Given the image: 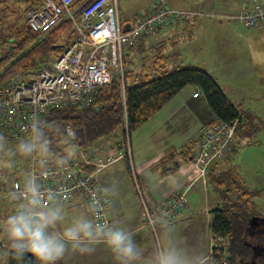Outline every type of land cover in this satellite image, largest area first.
I'll list each match as a JSON object with an SVG mask.
<instances>
[{"label":"built area","instance_id":"1","mask_svg":"<svg viewBox=\"0 0 264 264\" xmlns=\"http://www.w3.org/2000/svg\"><path fill=\"white\" fill-rule=\"evenodd\" d=\"M123 1L90 0L85 7L77 5V0L30 2L26 11V24L29 29L45 36L68 20L72 23L75 38L49 66L17 77L0 87V133L14 140L22 134L27 120L38 109L47 115L53 110H63L70 106L80 105L86 108L94 92L111 85L116 74L119 73L124 78L122 59L127 46L139 40L150 39L189 14L195 16L173 8L167 0H155L145 11L125 22L120 17ZM231 20L247 29L262 28L264 4L246 3L243 10ZM127 25L130 29L125 32ZM122 91L125 92L124 84ZM201 94L196 90L194 97ZM238 124V121L230 125L218 122L201 131L197 137L192 162L203 176L208 174L213 163L224 158L236 138ZM123 157L132 164L129 144ZM96 175V172H89L86 165L74 163L64 173L50 171L43 177V182L51 187L63 188L65 199L70 202L76 196L84 201L98 198L101 205L100 215L108 216L113 200L100 186ZM135 176L133 172L134 181ZM19 180L11 187L18 186ZM136 188L140 193L137 182ZM8 189L4 186L3 193ZM186 201V194L178 193L158 209L150 207L142 199L145 225L151 228L156 237L159 225L155 219L164 216L176 225L181 215L186 212ZM229 256L230 245L227 239L212 237L209 264H228Z\"/></svg>","mask_w":264,"mask_h":264},{"label":"crops","instance_id":"2","mask_svg":"<svg viewBox=\"0 0 264 264\" xmlns=\"http://www.w3.org/2000/svg\"><path fill=\"white\" fill-rule=\"evenodd\" d=\"M167 2L176 8L170 1ZM249 2L264 4V0H217L216 2L214 0H197L194 9L176 8L195 14L197 17L194 18L189 14L171 27L160 31L158 36L166 30L173 31V36L181 34L194 26L198 22L196 19L202 17L211 18L221 15V17L232 22L233 24H221L222 29L226 32V73L239 92L246 94L247 97L255 101L254 105L248 104L246 108L237 106L262 119L264 116L259 111L264 104V27L247 29L231 20L233 16L238 15L243 10L244 4ZM214 3L218 6L217 10L220 14L212 12ZM137 12L133 15L135 16ZM215 12L217 11L215 10ZM205 25L206 23H200L198 27L202 28ZM153 39H148V41L151 42ZM155 42L156 40L153 44ZM253 77L256 79L248 80V78ZM189 89L191 88L185 89L164 110L131 137L133 150L131 166L140 180V193L128 168V162L123 157L126 152V140H124L126 130L123 128L119 129L112 137L103 139L86 149H81V159L74 163L87 164L86 168L89 172L97 173L98 183L113 200L108 216L122 219L128 223L137 231L138 241L146 246L153 242L155 235L151 228L144 223L142 199L150 207L159 209L172 196L185 193L186 212L181 215L176 226L191 247L196 249L198 253L209 256L210 241L213 237L211 229L214 219L213 210L219 206V198L210 185L208 174L203 176L194 162L181 155L172 157V160L161 165L163 158L173 156L174 151L179 154L183 146L196 140L201 131L214 120V115L204 95L201 94L195 98L196 89L192 88L191 98ZM202 96L204 100L196 102ZM181 97L184 98L179 100ZM161 115H163L162 118ZM186 122L194 127L191 134L186 138L187 140L182 141V146L179 148L175 144V140H179L181 132H184L185 125L188 124ZM135 135L140 137L134 143ZM144 136L152 137L153 140V143L149 144L148 149L145 148V150L142 148L147 140ZM247 144L250 145L251 141H239L235 138L222 161L226 159L234 164L238 150ZM154 148L155 150H152ZM170 176L179 178L178 186L171 187L168 184L165 178ZM242 178L244 177L242 176ZM259 191L263 192L260 196L262 197L264 187ZM83 201V198L76 196L73 202ZM61 264H112V260L106 250L98 248L92 254H71Z\"/></svg>","mask_w":264,"mask_h":264},{"label":"trees","instance_id":"3","mask_svg":"<svg viewBox=\"0 0 264 264\" xmlns=\"http://www.w3.org/2000/svg\"><path fill=\"white\" fill-rule=\"evenodd\" d=\"M89 1L77 0L76 4L85 7ZM28 8L29 6L27 10ZM11 31V37L7 38L2 46L5 50L0 60V87L28 73L29 68L40 69L45 64H51L64 51L54 49V46L67 47L75 38L72 23L68 20L45 36L34 33L26 23L20 27H13ZM60 37L66 38L65 41L60 40ZM146 40L133 43L128 49L127 56H123V79L121 74H116L111 85L94 92L86 108L78 105L53 110L46 115L47 118L74 126L80 138L81 149L112 137L122 128L126 130L128 142L133 133L164 110L185 89L191 87L204 95L214 115V120L206 127L218 122L230 125L238 121L236 138L239 141H251L260 133L261 129L257 124L260 118L250 111L240 109L207 71L193 65L167 70L164 67L168 59L164 55L165 42L157 45L158 54L152 76L136 73L132 69L130 53L138 51L139 48L143 50L140 55L146 53L142 49ZM123 84L125 92L122 91ZM196 143L197 138L183 146L179 154L174 151L173 156L163 158L161 165H165L172 157L178 155L193 161ZM126 160L133 177L131 163L127 158ZM135 179L134 182L139 185V178L135 176ZM208 179L219 198V206L213 210L212 236L227 239L230 245L228 264H264V254L260 253L254 257L252 249L254 246L264 248V234L251 236L249 230L250 220L261 217L252 204L263 192L252 190L243 180L238 168L232 161L226 159L223 161L221 159L210 166ZM236 193L237 197H234ZM8 264H16V261L9 259ZM25 264H33L30 257H25Z\"/></svg>","mask_w":264,"mask_h":264},{"label":"clouds","instance_id":"4","mask_svg":"<svg viewBox=\"0 0 264 264\" xmlns=\"http://www.w3.org/2000/svg\"><path fill=\"white\" fill-rule=\"evenodd\" d=\"M81 156L77 129L51 121L36 110L22 134L10 140L0 133V168L14 167L18 160L31 161L20 173L18 186L0 197V264L8 260L25 264H61L71 254H92L103 248L112 264H209L164 216L155 219L159 232L146 246L137 231L124 220L100 215V201L65 199L64 189L43 182L50 171L64 173ZM171 187L179 178H165Z\"/></svg>","mask_w":264,"mask_h":264},{"label":"rangeland","instance_id":"5","mask_svg":"<svg viewBox=\"0 0 264 264\" xmlns=\"http://www.w3.org/2000/svg\"><path fill=\"white\" fill-rule=\"evenodd\" d=\"M153 1L155 0H124L121 3V20L125 22L131 21V19L135 18L137 14L143 12L146 8H148V5H150ZM167 1H170L174 7L181 9H194V6L197 2V0ZM216 1L217 0H214V2ZM30 2L31 1L29 0H0V60L4 56L3 52L5 48L2 47L4 45L3 42H5L7 38L11 37V29L13 27L16 28L25 25L26 11ZM217 7L218 6H216V3H214L212 12H214L215 14H220L218 13ZM215 10L217 12H215ZM135 12H137V14L134 16L133 13ZM196 21L198 22L195 23L194 26L188 28L187 30L176 36L172 35L173 31L166 30L159 36L157 34L151 37L154 38L151 42L147 39L146 41H144V45L142 47V49H144L146 53L144 52L140 55V52L143 51L141 50V48H139L138 51H133L131 53L129 52L130 58L133 63L132 69L138 74H150L152 76L153 72H155V62L158 54L157 45L162 41H165L164 55L168 59L164 67L167 70L171 71L179 66L189 65H194L196 67L202 68L208 73L212 74L215 79H217V83L219 84V86L235 102L236 105L240 106L241 108H246L248 104L254 105L255 101L247 97L246 94L239 92L233 85L232 81H230V78H228L226 73V32L224 29H222L221 24L233 23L228 21V19L221 17V15L213 16L211 18L202 17L196 19ZM200 23H206V25L200 28L198 27ZM65 39L66 38L64 37H60V40H62L63 42L65 41ZM155 40L156 45L153 44ZM130 46L131 45L127 46V48L125 49L124 55L128 53V49L130 48ZM45 66H49V64H45L40 69L29 68L28 73L41 70ZM249 79L255 80L256 78L253 77L248 78V80ZM189 92L192 98V88L189 89ZM183 98L184 97H181L179 100H182ZM202 100H204L203 96L196 102H200ZM260 111L259 113H262L264 116V104L261 106ZM162 116L163 115H161L160 117L162 118ZM257 124L261 129L260 133L256 135L253 140H251L250 145L247 144L240 147L234 161V165L239 169V172L244 177L243 179L245 180V182H247L248 186L255 191H259L260 189H262V187H264V118H262V120L260 118V122H258ZM185 126H182L185 128L184 132H181L179 140H175V144L179 148L182 146L181 142L191 134L194 127L190 123L186 124ZM118 133L120 134V132ZM139 135H135L136 137L134 136V143L139 140ZM150 136H152V134H150ZM144 137L147 138L146 136ZM152 137H148L144 142V145H142V148L144 150L145 148L148 149L149 144L153 143V140L151 139ZM124 140H126V137ZM128 144L131 151H133L131 146V138L128 139V142L125 143L126 150L128 148ZM152 150H155V148ZM80 159L81 157H79L77 161H79ZM30 167L31 161L18 160L14 167L0 168V197L4 195L3 187L6 186L10 188L16 180L20 179V173ZM234 197H237V193L234 195ZM252 205L254 209H256L261 214V218H264V195L262 197L254 199ZM1 247H3L2 241Z\"/></svg>","mask_w":264,"mask_h":264},{"label":"water","instance_id":"6","mask_svg":"<svg viewBox=\"0 0 264 264\" xmlns=\"http://www.w3.org/2000/svg\"><path fill=\"white\" fill-rule=\"evenodd\" d=\"M129 29H130V27L127 25V26H125L124 31L127 32ZM64 48H65L64 45L54 46V49H64ZM259 221L260 222H264V218L255 217V218L251 219L250 222H249L250 227L251 226H254ZM260 234H262V233H260ZM252 249H253V252H254V257H257L260 253H263L264 254V248H261L259 246H254Z\"/></svg>","mask_w":264,"mask_h":264},{"label":"flooded vegetation","instance_id":"7","mask_svg":"<svg viewBox=\"0 0 264 264\" xmlns=\"http://www.w3.org/2000/svg\"><path fill=\"white\" fill-rule=\"evenodd\" d=\"M249 230L251 236H255L256 234H260V233L264 234V222L259 221L254 226H251Z\"/></svg>","mask_w":264,"mask_h":264},{"label":"bare ground","instance_id":"8","mask_svg":"<svg viewBox=\"0 0 264 264\" xmlns=\"http://www.w3.org/2000/svg\"><path fill=\"white\" fill-rule=\"evenodd\" d=\"M138 42V41H137ZM135 44V43H134ZM130 47H132V46H130ZM127 56V55H126ZM133 153V152H132ZM193 157V156H192ZM191 160H192V158H191ZM87 165V164H86ZM93 172V171H92ZM138 181V180H137ZM139 182V181H138Z\"/></svg>","mask_w":264,"mask_h":264}]
</instances>
